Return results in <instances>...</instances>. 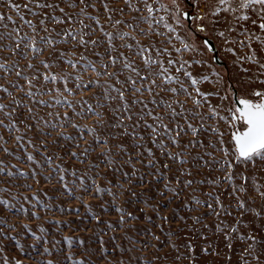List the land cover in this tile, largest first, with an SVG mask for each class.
<instances>
[{"label":"snow or ice","instance_id":"snow-or-ice-1","mask_svg":"<svg viewBox=\"0 0 264 264\" xmlns=\"http://www.w3.org/2000/svg\"><path fill=\"white\" fill-rule=\"evenodd\" d=\"M111 2L0 5L7 9L0 11V264H25L9 245L30 264H94L96 255L84 248L77 256L70 235L63 236L67 249L49 241L42 223L39 234L33 230L30 222L42 219L39 209H48L53 196L27 183L40 184L35 168L9 157L55 168L64 190L58 195L83 204L96 225L122 233L110 252L99 237L100 264H139L130 254L135 243L148 244L136 235L160 241L147 227L149 212L175 253L171 261L154 254L153 262L198 264L196 236L204 239V254L219 255L207 236L212 232L224 236L230 251L234 239L243 243L237 264H264V0H122L118 8ZM213 37L233 54V73L204 58L216 51ZM50 148L63 155L54 157ZM202 171L210 174L197 179ZM43 179L51 182V172ZM206 185L211 190L204 193ZM183 209L193 214L180 215ZM113 213L115 220L103 218ZM209 215L216 218L211 227ZM138 221L146 226L137 228ZM28 234L32 243L25 246Z\"/></svg>","mask_w":264,"mask_h":264},{"label":"rangeland","instance_id":"rangeland-1","mask_svg":"<svg viewBox=\"0 0 264 264\" xmlns=\"http://www.w3.org/2000/svg\"><path fill=\"white\" fill-rule=\"evenodd\" d=\"M3 3H4V0H0V5H3ZM110 6L117 7V8L122 7L123 6L122 0H112ZM0 11L7 12V9L0 7ZM100 11L102 14V19H103V8L102 7ZM10 14H12L15 17L14 12ZM2 30L3 29H0V31ZM212 39L217 49L216 54H218L219 58L223 62V65L217 66L216 64H214V62L212 61L213 55L210 53H206L204 58L209 60L212 66L215 67L218 71H222V72L226 71L229 74L236 71L233 65V60H234L233 54L226 52L224 50V46L219 39L215 37H213ZM142 42L146 43L147 41L142 39ZM237 51L241 52L242 54L243 50H240L237 47ZM185 55L186 57H189L192 54L186 53ZM246 66H249V65H246ZM197 70L199 71L200 69H197ZM209 87L210 85H207V84L204 85V88L206 89ZM225 138L227 139V137ZM9 146L13 148L15 151H17L18 154L22 152V149H17L15 145L13 144H10ZM28 150L33 151V149L30 146ZM56 153L63 155V153L61 152L59 148H55L54 150L50 148V154H53V156L55 157ZM34 154L36 155L37 160H42L43 152H42V149H40L39 145H37V150L35 151ZM9 159L11 160L12 164H17L18 167L24 168L25 170H28L30 168H35L37 172L40 174L38 177L40 179V184L37 185L32 179H29L27 183L32 184L34 190L43 188L45 191L49 192V195L53 196V200L51 201V206L48 209H43V208L39 209L42 219L39 221L32 220L30 222L34 231H37V233L39 234L36 226L42 223L43 226L47 229V239L51 241L54 238L55 240L60 241V246H62L64 249H67L68 246H67V243L63 240V236L65 235L73 236L74 237V251H76L77 256H79L83 252L84 248H87L89 252L96 253V255L93 256L94 264H100V261H99L100 253L97 251V249L100 247L99 237L101 235H103V239L105 241L104 247H106L109 250V252L111 251L113 243H121L120 238L122 237V233L119 230H117L114 233L112 230L104 228V225L102 224L96 225V221L91 219L90 214L86 211L83 204L77 202L74 198L68 196L67 194H60V195L57 194L58 192L63 193L64 190L61 188L60 183L57 181L55 168L49 169L47 165H44V167H41L40 165L27 162L26 160H21L18 163L16 159L11 158V157H9ZM61 163H63L64 166L68 168H71L73 166V161L69 160L67 157H64ZM75 166L77 167V169L83 168V165L79 164V162H76ZM137 166L139 167V165ZM49 171L51 172L52 177H53L51 182L45 181L43 179V176L47 174V172ZM209 174L210 173L208 171H202L199 174L194 173L197 179H200L202 176L209 175ZM68 179L69 181H71L70 176L68 177ZM19 183L22 185L24 183V180L21 178ZM53 185H55V187H53ZM210 190L211 188L207 185L203 187L204 193H207ZM19 191L24 192L25 189L21 187ZM77 194H81L80 190L78 189V186H77ZM196 195H201V192H197ZM42 198L47 200L46 197L42 196ZM86 199H89V198L86 196ZM105 199H107V197H105ZM90 202L93 203L94 205L99 203V201H95V200H90ZM179 204H180V201L178 200V201H175L169 207H178ZM26 206L28 205L26 204ZM134 207L136 206H133V208ZM61 209H63V211H61ZM200 211H207L206 206L201 205ZM192 214L193 213H188L187 209H183L180 212V215H185V216H190ZM149 215H152L153 217V224H148L147 227L152 228V230L155 231L156 234L160 236V241L157 242L151 239L150 236L137 234L136 240H143L145 243L148 244V247L145 248L143 244L135 243L134 241L136 251L134 253H131L130 255H132L134 258L140 257L139 264H144L145 260H147L149 264H167V262H164L162 260H158L155 262L152 261V257L154 254H157L163 257L165 253H167L168 259L171 261L174 258L175 253H174V250L168 247L167 237L161 232L160 229L153 227L154 224L160 223L159 219L156 217L154 213L149 212ZM103 218L105 220H109V219L115 220L116 216H115V213H113L111 216H104ZM14 219H15L14 217H10V221ZM225 219L229 223L232 222V217H225ZM57 220L65 221L66 223L58 226L55 223V221ZM215 220H216L215 217L209 215L205 222L208 223L209 226L211 227L212 225H214ZM16 222L19 224V221H16ZM189 223H191L190 220H189ZM136 224H137V228H140V229L146 226L145 223H141L139 221L136 222ZM171 227L176 228L177 227L176 223L173 222L171 224ZM168 230H169V225L165 224L164 232H167ZM240 230L242 232L245 231V229L242 226ZM202 231H206V230H202ZM113 235L117 237L116 241L109 240V237ZM207 236H208L209 241L212 243L213 247H215L216 251L219 252L220 254L219 255H215L211 253L207 255L204 254L201 251V249L206 246L204 244V239L201 236H196L195 242L199 245L195 253L197 256L198 264H227L228 255H231L232 257L231 264H237V261L239 260V257L241 255L242 248H243V243L241 241L234 239L232 242L233 249L230 251L226 247V240L222 234L213 235L212 232H207ZM185 238L186 237H184V235L181 234L180 240L182 241ZM80 239H83L85 241V245L81 246L79 244ZM22 243L25 244V246L30 245L32 243L31 235L30 234L26 235L24 239L22 240ZM122 243L125 248L128 247V242L126 240L123 241ZM42 245H43V241L39 242L37 245V248L41 251H42ZM153 245H156L157 247L153 248L152 247ZM9 247L13 248L12 254L22 257L24 259L25 264H30V261L27 255H25L24 253H20L19 250L13 247V245H9ZM181 250L183 251V248ZM31 255L39 258L37 256L36 251H32ZM134 264H135V260H134ZM177 264H188V261L183 260L182 262H177Z\"/></svg>","mask_w":264,"mask_h":264},{"label":"water","instance_id":"water-1","mask_svg":"<svg viewBox=\"0 0 264 264\" xmlns=\"http://www.w3.org/2000/svg\"><path fill=\"white\" fill-rule=\"evenodd\" d=\"M213 43H214V41H213ZM214 44H215V43H214ZM215 47H216V46H215ZM216 52H217V49H216V51H215L214 53H210V54L213 55L212 57H214V59L212 58V61H213L214 64H216L217 66H222V65H223V62H222L221 59L219 58L218 54H216Z\"/></svg>","mask_w":264,"mask_h":264}]
</instances>
